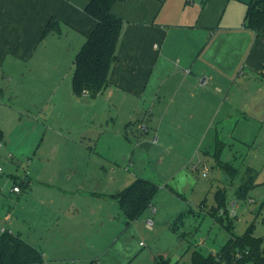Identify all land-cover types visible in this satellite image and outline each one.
Wrapping results in <instances>:
<instances>
[{
  "label": "crops",
  "instance_id": "0c3cea01",
  "mask_svg": "<svg viewBox=\"0 0 264 264\" xmlns=\"http://www.w3.org/2000/svg\"><path fill=\"white\" fill-rule=\"evenodd\" d=\"M249 1L116 0L111 13L122 20L117 57L111 65L108 85L89 97L67 95L71 90L74 57L97 26V21L85 11L89 0H0V85L10 88L16 109L27 113L33 109L37 114L35 120L49 121L57 129L53 132L60 136L83 134L81 142L86 148L96 149L97 138L95 147L91 146L93 139L88 128H80L87 124L91 127L100 124L101 128L105 105L117 112L125 129L135 120L139 125H144L147 119L150 122L147 116L158 102L153 110L162 114L160 137L164 133V118L176 103L177 113L194 121L196 127L205 124V128H211L215 123L216 128L223 130V123L237 119L235 113L244 115L240 119L264 115V34L255 35L245 25ZM47 24L51 28L44 33ZM132 61L133 70L128 68ZM149 66L150 73L142 86L126 81L123 76V72H128L129 78L138 71L144 73ZM237 71L242 72L244 81L230 76ZM68 72L71 74L67 78ZM117 77L119 82H115ZM50 80H54V93L46 103H40L38 86ZM62 83L64 92L57 93ZM233 89L236 92L231 96ZM103 91L105 96L101 98ZM19 95L31 106L25 108L20 104ZM64 114L76 115L81 121L67 126L54 119ZM141 117L144 121L138 119ZM181 130L190 135L191 129ZM120 134L129 141L124 137L126 131L117 133ZM222 137L208 143L212 150L216 140L227 145L231 140L243 143L242 138L229 133ZM115 141L123 142L117 136ZM0 142V154L13 153L14 144L9 137H1ZM9 158L13 159L10 155ZM231 165L236 168L234 163ZM246 172L256 174L249 166ZM22 180L28 185L25 189L12 175L0 177V231L4 229L18 236L35 249H43V244L37 237L28 238L31 230L39 232L37 228L44 225L54 230L58 219L64 225L67 220L70 224L76 222L88 199L100 196L106 201L124 189L98 195L94 189L84 190L77 183L68 186L65 181L60 183L46 177H38L31 183L25 175ZM14 186L20 192H13ZM73 195L83 198L74 201ZM229 201L226 200V206ZM38 213L44 215L45 223L36 224L39 219L33 217L40 218ZM179 259H174V264Z\"/></svg>",
  "mask_w": 264,
  "mask_h": 264
},
{
  "label": "rangeland",
  "instance_id": "374dc122",
  "mask_svg": "<svg viewBox=\"0 0 264 264\" xmlns=\"http://www.w3.org/2000/svg\"><path fill=\"white\" fill-rule=\"evenodd\" d=\"M226 50L229 52V48ZM133 67L132 61L128 68L133 70ZM149 71L150 66L144 73L138 71L136 75L130 74L129 78L128 72H123V76L126 81H135L142 86ZM242 75L237 71L230 76L244 81ZM52 81L39 84L40 103H46L53 95L55 84ZM115 82H119L118 77ZM121 82L123 84L124 81ZM63 85H59L57 93L64 92ZM9 89L0 85V131L3 139L7 136L13 141V153H9L13 159L10 160L8 153L0 154V177L12 175L24 189L28 187L22 180L24 175L30 178L31 183L38 177H46L60 183L65 181L68 186L77 183L84 190L94 189L98 195L116 193L139 178L158 186L150 207L129 225L114 197L104 201L95 196L89 197L77 214L76 222L70 224L71 221L67 220L64 225L58 219L54 230L46 225L37 228L40 233L31 230L28 238L37 237L43 244V249L36 248L41 255L40 262L36 264H153L158 256L169 261L180 258L178 264H188L192 250L198 249L207 256L230 239L226 229L227 216L220 225L209 213L218 204L217 192L223 194L225 201H237L234 216L227 217L232 223V234L241 238L248 234L251 240L261 241L260 247L264 249V115L240 119L244 115L235 113L237 119L223 123V130L216 128L215 123L211 128H205V124L196 127L194 121L190 122L177 113L176 103L164 118V133L160 137L162 114L153 110L158 102L147 116L150 122L138 118L148 128V133L142 134L138 132L139 122L135 120L124 129L117 112L105 105L101 128L99 123L97 127L87 124L80 128H88L87 132L93 139L91 146L95 147L94 139L97 138L98 147L95 149L86 148L81 142L83 134L60 136L53 132L57 129L49 121L35 120L37 114L33 109L30 113L16 109V99L11 98ZM237 91L240 92L241 88ZM235 92L233 89L231 96ZM69 93L74 95L72 90L67 95ZM104 96L103 91L100 97ZM23 99L19 97L20 104L25 108L31 106L32 103ZM71 116L64 114L54 119L67 126L81 121L76 115ZM185 128L191 129L190 135L181 130ZM124 131L127 132L124 137L129 141L122 137L123 133L117 135ZM227 133L242 138L243 142L237 144L231 140L220 153L222 163L230 162L236 166V175L229 178L217 164L216 152L208 145L217 136L224 137ZM116 136L123 142H116ZM155 137L157 142L153 143ZM142 142L152 145L146 151L139 147ZM248 166L256 173L251 175H255L253 183H250V174L246 172ZM243 184L252 185L247 198H236ZM79 197L71 196L74 201ZM38 216L40 218L33 217L39 219L36 224L45 223L42 220L44 215L38 213ZM148 221L152 222L151 227L146 225Z\"/></svg>",
  "mask_w": 264,
  "mask_h": 264
},
{
  "label": "trees",
  "instance_id": "16d2710c",
  "mask_svg": "<svg viewBox=\"0 0 264 264\" xmlns=\"http://www.w3.org/2000/svg\"><path fill=\"white\" fill-rule=\"evenodd\" d=\"M115 2L116 0H89L86 5V13L97 21V26L74 57L71 75V90L74 95L80 96L85 93L95 96L108 85V76L111 72V65L117 57L115 55L116 45L119 42L122 28V20L111 13L112 5ZM244 16L247 28L255 35L264 34V0L249 1ZM50 28L51 25L47 24L44 33ZM1 95L2 91L0 90ZM1 137L0 131V140ZM224 146L225 144L220 140H216L215 159L223 173L229 178L236 175L237 169L230 162L222 163L219 160ZM254 178L255 175L252 177L250 174V183H253ZM243 185L238 189L236 198H247V192L252 185ZM157 191L158 186L155 183L139 178L114 195L127 225L150 207L151 200ZM216 200L218 204L209 213L220 224L228 220L226 229L230 239L225 245L219 247L215 254L204 256L198 249L192 250L188 264H264V249L260 247L261 241L251 240L248 234L242 238L234 236L230 219L226 217L224 220V217L216 216L218 210L224 209L227 204L221 192H217ZM1 234L0 264H36L40 262L39 252L24 240L5 232ZM153 264H170V261L158 256Z\"/></svg>",
  "mask_w": 264,
  "mask_h": 264
},
{
  "label": "built area",
  "instance_id": "2783aa9c",
  "mask_svg": "<svg viewBox=\"0 0 264 264\" xmlns=\"http://www.w3.org/2000/svg\"><path fill=\"white\" fill-rule=\"evenodd\" d=\"M139 131L142 132V133H145L147 131V129H146V127L143 124H140L139 125ZM152 141H153V143H155L156 142V138H154ZM1 144L2 143L0 142V147H1ZM191 170H192V168H191ZM204 171L207 172V169H205ZM20 190L21 189H19L18 186H14L12 188V191L15 192V193L20 192ZM236 206H237V201L236 200H230L229 203H228V205L224 209H219L218 210L219 212H217L216 216L217 217H220V216L221 217H226L227 216L228 218H231L235 214V208H236ZM146 225L148 227H151V225H153V224H152L151 221H148ZM4 232L5 233H8V234H11L10 232H6L4 229H1L0 234L1 233H4ZM213 254H215V253H213Z\"/></svg>",
  "mask_w": 264,
  "mask_h": 264
},
{
  "label": "water",
  "instance_id": "95a60500",
  "mask_svg": "<svg viewBox=\"0 0 264 264\" xmlns=\"http://www.w3.org/2000/svg\"><path fill=\"white\" fill-rule=\"evenodd\" d=\"M139 147L140 148H144V150H148V148L150 147V143H148V142H142V143H140L139 144ZM224 178H227L226 176L224 177ZM174 259L172 260V261H170V264H174Z\"/></svg>",
  "mask_w": 264,
  "mask_h": 264
}]
</instances>
